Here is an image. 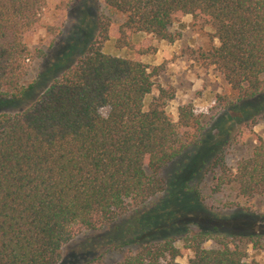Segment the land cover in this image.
I'll return each instance as SVG.
<instances>
[{
  "label": "trees",
  "instance_id": "trees-1",
  "mask_svg": "<svg viewBox=\"0 0 264 264\" xmlns=\"http://www.w3.org/2000/svg\"><path fill=\"white\" fill-rule=\"evenodd\" d=\"M46 3L0 0V264H58L82 233L96 236L80 252L105 250L92 259L82 252L75 264H106L114 251H124L116 264H181L182 248L192 252L185 264H264L248 254L250 245L263 249L264 216L238 206L219 213L206 203L228 189L245 202L264 197V139L233 169L226 165L234 126L264 117V0H104L120 22L97 14L78 55L25 84L40 53L25 35ZM183 16L212 28L217 45L198 50L196 61L225 83L213 103L240 114L203 153L211 136L192 104L178 107L176 121L166 113L172 89L159 87L145 104L160 69L103 52L113 40L146 54L132 43L136 33L175 42L171 28ZM183 156L200 159L168 184L163 171ZM207 239L215 246L204 247Z\"/></svg>",
  "mask_w": 264,
  "mask_h": 264
},
{
  "label": "rangeland",
  "instance_id": "rangeland-1",
  "mask_svg": "<svg viewBox=\"0 0 264 264\" xmlns=\"http://www.w3.org/2000/svg\"><path fill=\"white\" fill-rule=\"evenodd\" d=\"M99 13L109 17L115 24L120 22V18L104 6V0H47L39 22L32 31L25 35V43L31 52L33 54H36L37 50L40 52L31 64L25 84L32 82L39 73L47 69L48 65L51 64L53 68L60 69L71 59L73 54L78 55L88 39L94 35L92 22ZM171 31L179 34V39L172 43L162 42L142 33L134 34L132 43L146 49L147 53L144 55L138 56L128 49L119 50L114 47L113 40L105 43L103 52L122 58H137L150 68L160 69L153 80L154 86L151 93L145 97V104L147 105L151 97L157 94L159 87L170 88L174 91V99L169 101L166 106V113L171 120H177V109L180 105L192 104L195 112L202 116L201 123L206 126V130H209L211 136L208 143L203 144V153L207 145L217 139L221 126L229 124L231 120L237 121L240 114L237 112L234 115L232 112L227 113L217 102L213 103L215 96L226 89L225 83L212 67H205L201 61H196L198 50L207 51L217 45V41L212 38V28L195 25L190 16H183L173 24ZM114 35L115 29L111 32V36ZM215 118H220L217 122L220 124L218 128L217 124L210 128L215 124L213 121ZM234 133L236 141L226 149L228 169H233L241 158H246L250 154L257 139H264V117L252 124L240 127L235 125ZM189 158L183 156L165 168L163 174L168 184L172 182L175 170L187 166L191 168L200 159L199 156ZM185 159L188 160L187 163H185ZM209 179L210 177H208L207 186L210 184ZM205 192H208L206 188ZM206 203L219 213L230 212L238 206L237 208H248L250 211L264 216V197H257L245 202L237 199L231 189L209 196ZM259 227L257 223L254 225L255 229ZM95 234L82 233L65 245L62 250V259L58 264H75L81 261L78 255H81L82 252L90 259L104 252L105 248L94 247L79 251L78 247L83 246L84 240L89 236H96ZM215 242L217 241L207 239L203 246L211 248L215 246ZM223 242L232 244L230 239H224ZM262 243L263 249L256 252L251 245L248 246V254L251 258L264 259V242ZM123 252L107 253L105 263L116 264L121 260ZM191 256L190 250L182 248L176 262L185 264Z\"/></svg>",
  "mask_w": 264,
  "mask_h": 264
}]
</instances>
